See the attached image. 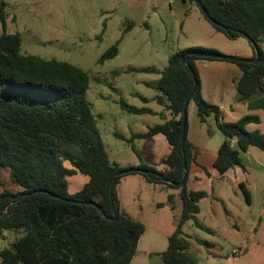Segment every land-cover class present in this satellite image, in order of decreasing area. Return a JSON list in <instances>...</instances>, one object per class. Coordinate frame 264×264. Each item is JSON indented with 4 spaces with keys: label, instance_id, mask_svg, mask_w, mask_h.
I'll list each match as a JSON object with an SVG mask.
<instances>
[{
    "label": "trees",
    "instance_id": "trees-1",
    "mask_svg": "<svg viewBox=\"0 0 264 264\" xmlns=\"http://www.w3.org/2000/svg\"><path fill=\"white\" fill-rule=\"evenodd\" d=\"M183 1L197 5L196 0ZM201 2L210 16L225 26L211 21L197 5L217 30L230 38L246 33L259 46L258 63L233 61L243 71L236 79L237 100L247 101L251 113L227 121L220 107L203 97L197 62L218 59L203 55L218 53L215 49L186 47L171 54L162 70L142 67L140 72L161 76L148 83L158 94L152 99L143 96L141 99L146 103L155 100L162 110L139 107L124 99L119 104L131 114L158 115L162 122L130 137L122 133L115 135L131 144L137 139L164 135L171 151L164 159L166 168L158 170L143 160L137 167H131L111 159L93 104L87 97L90 79L87 72L67 61L23 53L22 37L18 32H8L6 4L0 1L3 28L0 35V183L1 170L7 169L11 181L18 186L16 191L9 188L0 191V238L7 231L20 233L10 246L0 250V264H131L145 225L121 209L116 188L111 192L116 175L126 168H135L132 172L141 173L151 183L180 190L183 212L161 257L163 264H199L189 252L191 242L184 226L194 220L202 227L197 214L201 210L200 201L209 192L189 189L188 180L182 186L167 181L180 182L184 177V161L190 168L196 160L195 146L187 137L188 122L184 124L185 104L195 80L198 86L192 100L198 106L201 121L206 122L214 114L217 127L226 136L214 167L220 173L235 166L245 170L242 154L251 147L264 151V132L248 128L250 124L262 122L255 112H264V0ZM120 43L121 39L101 56L100 62L114 58ZM186 58L189 65L183 63ZM184 131L186 143L182 148ZM233 140L237 141L236 147ZM77 173L89 179L81 190L72 194L67 177ZM126 174L119 177L118 183ZM240 187L251 202V193L245 184L240 183ZM116 213L114 220L108 218Z\"/></svg>",
    "mask_w": 264,
    "mask_h": 264
},
{
    "label": "rangeland",
    "instance_id": "rangeland-1",
    "mask_svg": "<svg viewBox=\"0 0 264 264\" xmlns=\"http://www.w3.org/2000/svg\"><path fill=\"white\" fill-rule=\"evenodd\" d=\"M2 1L6 4L8 32L20 33L23 53L67 61L87 72V97L93 104L105 147L111 159L122 166L137 167L142 160L148 163L150 144H145L147 139L131 144L115 133L130 137L162 122L158 115H135L120 107L119 101L124 99L139 107L162 110L155 100L146 103L135 95L152 98L158 94L145 83L156 81L157 75L140 72L142 67L162 70L175 51L196 46L238 58L255 57L254 46L247 37L230 38L217 30L197 5L190 4L181 20L178 16L182 0ZM2 32L0 20V35ZM120 39L119 53L101 63V56ZM247 104L234 103L232 113L238 117L242 111L249 112ZM255 113L262 122L248 128L264 132V112ZM225 120L233 119L225 115ZM253 150L258 153L254 157L263 164L262 168L256 169L247 160V170L235 168L214 177L209 186L210 199L200 201L197 218L202 227L194 220L184 226L191 242L189 252L199 264H264V151L258 147ZM148 164L158 170L166 168L164 162ZM1 179L0 191L18 190L9 170H1ZM88 179L82 173L68 176L69 192L81 190ZM240 180L246 181L252 191L251 202L247 201ZM116 191L121 209L145 225L131 264H163L161 253L167 250L169 237L183 212L180 190L151 183L141 173L131 172L120 179ZM19 236L20 233L7 231L0 238V250ZM234 249L240 251L234 253Z\"/></svg>",
    "mask_w": 264,
    "mask_h": 264
},
{
    "label": "crops",
    "instance_id": "crops-1",
    "mask_svg": "<svg viewBox=\"0 0 264 264\" xmlns=\"http://www.w3.org/2000/svg\"><path fill=\"white\" fill-rule=\"evenodd\" d=\"M171 1L174 2L175 0ZM182 4L183 6L182 9L179 10L180 15L178 16L181 20L186 17L187 12H189L191 8V5L185 1H183ZM197 68L201 80L203 97L207 101L218 105L223 113L224 118L225 115H229V117L233 119L231 121H235L241 116L250 113V110L248 108L247 109L249 110V112L242 111L240 112V115L238 117L232 113L233 104L237 102H243L237 100L238 91L236 87V79L240 78L243 74L242 69L237 63L222 59L199 60L197 62ZM153 74L157 75V79H159L161 76L158 73ZM145 83L148 85V83L151 82ZM135 95L140 98L141 96H143L138 93H135ZM187 137L188 140L195 146L193 151L194 153H196V160L192 161L189 168L187 179L188 187L189 189L193 190H205L209 192V196L206 198L210 199L212 189L209 188V186L214 177L223 176L224 174L229 173L235 168H240L242 170L244 169L240 166H235L234 168L228 170L226 173H220L214 167L215 160L218 156V151L223 142L226 140V136L217 127V121L214 114L209 115L206 122L201 121L198 115V106L192 99L188 105ZM147 140L149 141L145 144H150V146L148 147L149 149L147 150V154H149V160L147 162L151 164L164 162L165 157L171 151V145L169 144L166 137L162 134H156L152 138ZM232 144L236 147L237 141L233 140ZM256 154L258 153L253 150V147L242 154L243 162L246 167L245 170L249 168L246 164L247 160L248 163L250 165H253V167H255L256 169L262 168L263 164L255 160L254 155L256 156ZM154 158L158 160H155L154 162ZM240 183L245 184L246 188L250 191L252 198L253 193L248 188L247 182L244 180H240L239 185ZM255 231H257V228H255Z\"/></svg>",
    "mask_w": 264,
    "mask_h": 264
},
{
    "label": "water",
    "instance_id": "water-1",
    "mask_svg": "<svg viewBox=\"0 0 264 264\" xmlns=\"http://www.w3.org/2000/svg\"><path fill=\"white\" fill-rule=\"evenodd\" d=\"M197 1V5L202 9L203 13L211 20L213 21L214 23L222 26V27H225L223 24H221L220 22H217L216 20H214L208 10L202 6V2L201 0H196ZM243 36L247 37L251 43L253 44L254 46V49H255V52H256V56L254 58H251V59H246V58H238V57H235V56H230V55H225V54H221V53H206V54H203V55H206V56H209V57H213V58H218V59H223V60H228V61H248V62H251V63H258L260 61V57H261V53H260V49H259V46L258 44L255 42L254 39L250 38L246 33H243L242 34ZM183 63L185 65H189V58H186V59H183ZM197 86H198V81L195 80V84H194V87L190 93V95L188 96L187 100H186V104H185V109H184V124L186 126L187 122H188V105L193 97V95L195 94L196 92V89H197ZM185 143H186V132L184 131L183 133V138H182V144H181V147L184 148L185 147ZM136 170L135 168H126L122 171H120L114 181H113V184H112V187H111V192L114 191V189L116 188L117 184H118V179L121 175L123 174H126V173H129V172H132ZM188 174H189V167H188V163L187 161L185 160L184 161V177L183 179L180 181V182H174V181H170V180H167L168 182L174 184V185H177V186H182L186 183L187 181V178H188ZM51 195H54L52 193H50ZM56 197H59L58 195H54ZM83 203H87V202H83ZM89 203V202H88ZM98 208H100L99 205H97ZM100 211L103 215H105V212L100 208ZM117 213L115 214L114 217H108L109 219L111 220H114L115 217H116ZM6 216V215H4Z\"/></svg>",
    "mask_w": 264,
    "mask_h": 264
},
{
    "label": "built area",
    "instance_id": "built-area-1",
    "mask_svg": "<svg viewBox=\"0 0 264 264\" xmlns=\"http://www.w3.org/2000/svg\"><path fill=\"white\" fill-rule=\"evenodd\" d=\"M238 251H240V249H234V250H233L234 253H236V252H238Z\"/></svg>",
    "mask_w": 264,
    "mask_h": 264
}]
</instances>
